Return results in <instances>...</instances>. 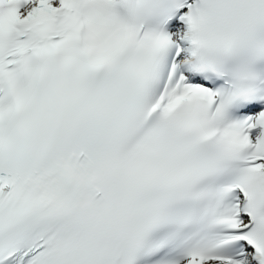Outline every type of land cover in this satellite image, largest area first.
<instances>
[{
    "label": "snow or ice",
    "instance_id": "1",
    "mask_svg": "<svg viewBox=\"0 0 264 264\" xmlns=\"http://www.w3.org/2000/svg\"><path fill=\"white\" fill-rule=\"evenodd\" d=\"M0 264H264V0H0Z\"/></svg>",
    "mask_w": 264,
    "mask_h": 264
}]
</instances>
